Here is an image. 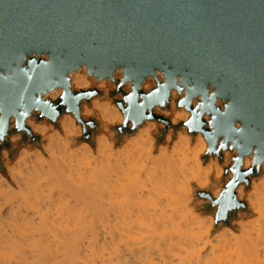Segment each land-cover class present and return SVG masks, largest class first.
<instances>
[{"label":"water","instance_id":"obj_1","mask_svg":"<svg viewBox=\"0 0 264 264\" xmlns=\"http://www.w3.org/2000/svg\"><path fill=\"white\" fill-rule=\"evenodd\" d=\"M83 66L116 89L73 90L71 74ZM150 77L155 86L147 91ZM57 88L62 93L52 99ZM106 94L124 115L110 125L119 141L155 120L165 125L158 141L185 127L204 135L205 159L223 162L232 152L219 196L215 182L195 190L200 210L229 225L248 210L239 185L249 187L264 162V0H0V169L12 134L22 135L20 144H39L27 124L34 116L56 124L70 113L92 143L102 124L83 118L82 104ZM172 102L190 112L187 120L173 124L156 112Z\"/></svg>","mask_w":264,"mask_h":264},{"label":"bare ground","instance_id":"obj_2","mask_svg":"<svg viewBox=\"0 0 264 264\" xmlns=\"http://www.w3.org/2000/svg\"><path fill=\"white\" fill-rule=\"evenodd\" d=\"M116 76H121L120 70ZM152 80L150 77L143 83L145 90ZM97 81L89 77L85 66L71 74L73 90L88 89ZM127 87L131 88L130 84ZM61 93L62 88H58L49 96L56 99ZM176 94L173 90L172 98ZM94 111L111 125L124 119L111 98L93 99L81 114L87 118ZM179 115L177 119L189 118L190 112L183 108ZM27 124L33 132L56 134L51 123L27 119ZM58 124L63 131L82 133L72 114L62 115ZM157 124L148 120L141 132L157 130ZM183 134L190 140V135ZM196 140L202 150L207 148L202 133ZM252 157L244 159L243 168L251 166ZM163 161L172 166L174 160L165 157ZM53 169L58 175L63 171L59 166ZM29 173L30 167L24 166L22 174L12 175L15 186L0 174V264H264V214L249 218L240 214L237 231L220 229L214 233L215 221L201 214H45L30 207ZM106 176L100 174L101 178ZM255 179L252 185L256 191L248 196L264 209V183ZM244 186L237 189L239 199Z\"/></svg>","mask_w":264,"mask_h":264},{"label":"rangeland","instance_id":"obj_3","mask_svg":"<svg viewBox=\"0 0 264 264\" xmlns=\"http://www.w3.org/2000/svg\"><path fill=\"white\" fill-rule=\"evenodd\" d=\"M154 86L155 81L152 80L148 90ZM92 87L104 91L116 89V85L108 80L94 82ZM125 90L129 91L130 88L126 85ZM177 96L178 92L174 98ZM104 97L109 96L106 94ZM82 105L84 108L91 103L84 101ZM182 110L174 102L168 108H156L157 113L170 118L173 124L188 119H177ZM98 116L99 112L94 111L85 119ZM32 119L39 121L37 116ZM98 120L101 124L106 123L101 118ZM43 122L59 128L57 123L48 119ZM157 122V130L141 132L144 127L138 128L137 135L127 136L121 141L116 138L110 125L106 128L105 124L103 132L101 126L100 131L92 135L93 138L102 132L92 143L82 139L83 132L57 129L52 136L45 132H34L40 136L38 145L30 141L20 144L22 135L14 133L10 136L9 145L2 149L3 168L0 174L15 186L12 175L22 174L24 166L30 167L29 204L34 211L45 214H201L215 221L213 213L200 210L199 206L203 202L196 199L195 190L208 189L215 182L213 194L219 196L220 181L224 168L230 164L232 152H225L223 162H219L217 157L205 159L208 143L207 148L202 150L197 136L188 134L185 127L175 135L173 129H169L166 138L158 141L159 130L165 125ZM183 133L190 135V140ZM156 143L163 145L157 148ZM165 157H172V166L164 163ZM56 166L63 170L59 175L53 169ZM103 172L107 176L101 178ZM229 177H232V173L226 180ZM255 178L264 183V172ZM252 182L249 187L244 186L242 197L248 204V210L232 216L229 225H214L213 233L220 229L237 231L240 214L244 218L264 214V209L248 196L256 191ZM97 208L107 210L99 211Z\"/></svg>","mask_w":264,"mask_h":264},{"label":"crops","instance_id":"obj_4","mask_svg":"<svg viewBox=\"0 0 264 264\" xmlns=\"http://www.w3.org/2000/svg\"><path fill=\"white\" fill-rule=\"evenodd\" d=\"M58 89V88H57ZM51 93V92H50ZM60 96V95H59ZM50 97V96H49ZM58 98V97H57ZM56 98V99H57ZM106 98H109V97H104V98H102V97H99V96H97V97H94L93 99H106ZM93 99L90 101V103H92V101H93ZM82 109H83V105H82ZM82 109H81V111H82ZM158 109V108H157ZM121 110V109H120ZM65 114H70V113H65ZM64 115V114H63ZM82 115V114H81ZM61 117V116H60ZM59 117V118H60ZM75 117V116H74ZM58 118V119H59ZM84 118V117H83ZM98 118L100 119V117L98 116ZM28 119H32V118H28ZM76 119V118H75ZM124 120V119H123ZM102 121V120H101ZM146 121H148V120H146ZM146 121L144 122V124L143 125H141V126H139L138 128H143L145 125H146ZM149 121H153V122H156V123H158L157 121H155V120H149ZM39 123H45V122H43V121H38ZM123 122V121H122ZM12 124H14V118L12 119ZM57 124H58V120H57ZM79 124V123H78ZM103 125V127H102V132H103V128H104V124H105V127L106 128H108V125H111V124H108V123H102ZM122 124V123H121ZM79 125H81V124H79ZM116 125H119V124H116ZM58 126H59V124H58ZM111 126H113V125H111ZM58 130H60L61 128H60V126H59V128H57ZM102 132H100V133H98V134H96L92 139H94V138H96V137H99L101 134H102ZM138 134V131L136 130V132L133 134V135H130V136H128L127 138H130V137H132V136H134V135H137ZM167 135V134H166ZM126 138V139H127ZM154 138H155V136H154ZM166 138V136L164 137V139ZM155 140H156V138H155ZM162 145H163V143H160L159 145H157V143H156V147L157 148H159V147H162ZM213 191H214V189H213ZM201 205V204H200Z\"/></svg>","mask_w":264,"mask_h":264}]
</instances>
